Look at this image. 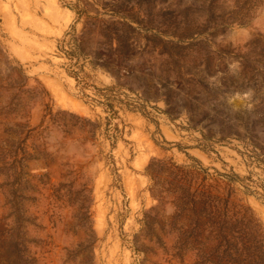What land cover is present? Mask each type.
<instances>
[{
    "label": "rangeland",
    "instance_id": "374dc122",
    "mask_svg": "<svg viewBox=\"0 0 264 264\" xmlns=\"http://www.w3.org/2000/svg\"><path fill=\"white\" fill-rule=\"evenodd\" d=\"M179 188L264 264V0H0V264H219Z\"/></svg>",
    "mask_w": 264,
    "mask_h": 264
},
{
    "label": "trees",
    "instance_id": "16d2710c",
    "mask_svg": "<svg viewBox=\"0 0 264 264\" xmlns=\"http://www.w3.org/2000/svg\"><path fill=\"white\" fill-rule=\"evenodd\" d=\"M22 162L23 158H20V160L15 159L13 162L14 166L10 177L15 178L14 182L9 184L12 196L15 195L13 188L16 185L19 186L23 176ZM176 170L179 171V168H176ZM185 174L190 175L189 172H185ZM150 178L154 179L151 175ZM180 179L186 180L184 178ZM176 184L179 185L177 181ZM179 187L181 186L179 185ZM178 190L182 195L178 199L181 203L178 207L180 211L183 209L191 215L188 218L190 223L193 224V237L204 240L202 243V247H204L202 249V259L210 251V240L214 243L213 253L217 255L219 264H248L255 258L259 249L260 229L251 218L231 213L229 198L212 197L205 190L193 195L189 194V188H179ZM164 192H168V190L165 191V189L159 188L153 194L158 200V207H162L165 203ZM13 205L14 212H17L16 204ZM2 232L0 229V240L3 237ZM135 252L138 253L139 251L135 249Z\"/></svg>",
    "mask_w": 264,
    "mask_h": 264
}]
</instances>
